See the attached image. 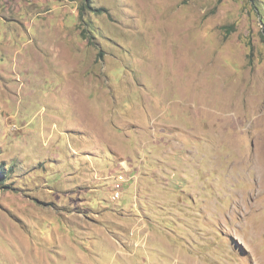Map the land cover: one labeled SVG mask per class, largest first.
<instances>
[{
  "label": "rangeland",
  "instance_id": "374dc122",
  "mask_svg": "<svg viewBox=\"0 0 264 264\" xmlns=\"http://www.w3.org/2000/svg\"><path fill=\"white\" fill-rule=\"evenodd\" d=\"M0 168V264H264V0H0Z\"/></svg>",
  "mask_w": 264,
  "mask_h": 264
},
{
  "label": "trees",
  "instance_id": "16d2710c",
  "mask_svg": "<svg viewBox=\"0 0 264 264\" xmlns=\"http://www.w3.org/2000/svg\"><path fill=\"white\" fill-rule=\"evenodd\" d=\"M0 171H1V168H0ZM1 173V172H0Z\"/></svg>",
  "mask_w": 264,
  "mask_h": 264
},
{
  "label": "built area",
  "instance_id": "2783aa9c",
  "mask_svg": "<svg viewBox=\"0 0 264 264\" xmlns=\"http://www.w3.org/2000/svg\"><path fill=\"white\" fill-rule=\"evenodd\" d=\"M117 194V193H116Z\"/></svg>",
  "mask_w": 264,
  "mask_h": 264
}]
</instances>
